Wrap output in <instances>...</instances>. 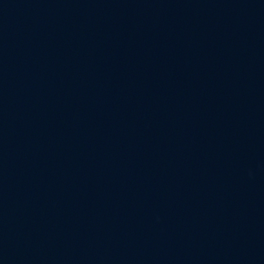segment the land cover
<instances>
[{
    "label": "water",
    "instance_id": "obj_1",
    "mask_svg": "<svg viewBox=\"0 0 264 264\" xmlns=\"http://www.w3.org/2000/svg\"><path fill=\"white\" fill-rule=\"evenodd\" d=\"M0 264H264V100L0 109Z\"/></svg>",
    "mask_w": 264,
    "mask_h": 264
}]
</instances>
